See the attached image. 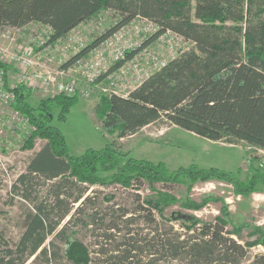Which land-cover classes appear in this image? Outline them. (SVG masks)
Returning <instances> with one entry per match:
<instances>
[{
    "label": "trees",
    "instance_id": "trees-1",
    "mask_svg": "<svg viewBox=\"0 0 264 264\" xmlns=\"http://www.w3.org/2000/svg\"><path fill=\"white\" fill-rule=\"evenodd\" d=\"M103 11L113 13L114 25L82 47L62 68L136 18L151 21L156 27L141 47L156 41L166 30L190 45L126 96L99 95L93 108L106 134L120 139L163 121L211 141L228 145L243 142L264 150V0H0V33L4 28L22 29L38 23L49 28L46 45H53ZM137 50L126 52L125 58L130 59ZM120 64L112 65L109 72ZM0 68L6 74V64L0 63ZM5 74V87L14 95L11 106L29 126L19 148L33 149L36 139L44 143L16 178L14 189L29 208L23 210L22 230L13 245L0 236V264H25L35 254L37 261L50 264L60 251L56 241L62 243V254L71 264H245L251 247H264L263 227L239 223L228 229L231 213L224 202L212 221L181 212L164 214L174 204L198 210L209 202L222 201L220 198L206 195L200 202L178 200L153 186L180 183L190 191L198 181L218 179L231 184L236 195L248 196L260 190L259 184L264 185V171L251 167L249 177L242 180L240 169L228 172L191 164L169 170L163 162L132 157L115 141L72 155L52 121L56 109L57 120H65L78 94H54L34 106L28 101L31 88H9ZM37 179L45 187L42 195L36 188ZM142 183H147L152 193L138 200L133 212L112 206L102 212L93 207L82 217L91 198L85 195L90 187L127 190ZM112 198L105 197L107 201ZM72 210V220L57 229ZM172 221H179L180 231L173 229ZM71 223L94 226L96 258L76 237V229H70ZM145 224L153 227L144 231L141 226ZM161 224L168 229L159 231ZM246 228H251L250 240H244ZM50 236L54 240L49 247H42ZM247 264H264V253L252 255Z\"/></svg>",
    "mask_w": 264,
    "mask_h": 264
},
{
    "label": "rangeland",
    "instance_id": "rangeland-1",
    "mask_svg": "<svg viewBox=\"0 0 264 264\" xmlns=\"http://www.w3.org/2000/svg\"><path fill=\"white\" fill-rule=\"evenodd\" d=\"M114 23L115 18L113 13L111 11H103L93 19L78 25L67 36L58 40L55 44L50 45L49 50L44 49L49 28L38 23H31L22 29L4 28L0 33V44L26 51L29 56L39 58V61L44 63L46 67L48 66L50 69L55 70L62 68V64L74 55V51L78 47L89 44L95 37L113 26ZM128 25L131 29L130 32H132L135 27H142L145 23L136 18ZM148 35L142 32L139 37L140 42H144ZM147 46L158 48L163 58L169 56L166 47L163 48L158 45V41H154ZM189 46L186 42L178 41L174 46L173 52L177 54ZM6 67L7 71L5 75L7 85L11 88L17 83L20 70L14 65H6ZM62 80L66 82L74 81L78 99L66 114L64 121L57 120L58 110L56 109L52 124L62 132L68 151L72 155H79L88 148L99 149L107 142L115 141L121 150L129 151L132 157L152 162H163L169 170H175L178 167H187L191 164H195L203 169L217 168L228 172H236L237 169H240L241 173L239 178L244 180L249 177L248 171L251 170V167L259 168V161H257L259 158H251L249 152L244 150L245 148L241 144L242 142L235 145H228L223 141H211L163 121L145 126L135 134L124 138L117 139L116 134L110 136L105 133L101 123L97 121L93 108L99 95L102 93L100 87L105 81L101 79L99 82L96 81L91 85L85 81L75 79L71 73H67L62 77ZM30 88L31 93L28 101L34 106L40 100L55 94L51 91H44L37 84ZM83 92H88L89 95H83ZM28 127L26 121L13 109L11 103L0 100V236L9 245H13L17 241L22 230L21 215L25 208H29V203L21 198L16 188L14 189L16 178L25 171V165L28 159L44 143L41 139H36L33 149L21 150L19 146ZM259 170L264 171V168H259ZM36 182H38V184L36 183V188L39 191V195H42L45 187L42 186L39 179ZM153 186L157 190L168 191L178 200L189 198L193 201L200 202V199L206 195H212L222 200L209 202L198 210L187 209L181 207L179 204H174L164 210L166 216L181 212L195 215L203 221H212L214 216L218 214V209L222 202H224V205L228 207L231 213V224L228 225V229H231L234 224L239 223L260 226L259 224H262L261 222L264 221V209L254 206V204L252 206L251 204L254 201L252 196L257 197L256 195H252L250 198L236 195L233 192L231 184L218 179L198 181L192 186L190 191L187 190L186 185L180 183H156ZM258 188H264V185L259 184ZM151 193V187L147 183H142L138 187L135 186L127 190L119 186L104 187L94 185L85 194L91 198L84 206L81 214L82 217H85L86 214L91 212L93 207H97L104 212L109 206H112L114 209L125 208L129 212H133L138 200L150 196ZM110 195L113 198L107 201L105 197ZM77 205L78 203L74 207ZM72 213L73 210L60 222L57 229L72 220L70 219ZM157 220H159L158 216ZM118 224L119 227L122 226L120 222ZM171 224L174 230H181L179 221H172ZM93 227L81 226V224L75 225V223H71L70 225V229H76V237L90 248L91 257L96 258L97 255L93 252V247H95V238L91 231ZM132 227L136 226L134 225ZM141 227L146 231V229L152 228L153 225L145 224ZM159 227V231L161 232L168 229L163 224ZM261 227L264 228V225ZM250 229L246 228L243 230L244 240L253 238L248 234ZM52 240H54L52 236L48 237L42 247H49V242ZM56 242L60 251L57 257L52 259L50 264H71L62 254V243L59 241ZM262 252L264 253V247L261 245L251 247L247 260L244 263L247 264L251 260L252 255ZM25 264H42V259L37 261L35 254L29 257ZM90 264L95 263L92 262Z\"/></svg>",
    "mask_w": 264,
    "mask_h": 264
},
{
    "label": "built area",
    "instance_id": "built-area-1",
    "mask_svg": "<svg viewBox=\"0 0 264 264\" xmlns=\"http://www.w3.org/2000/svg\"><path fill=\"white\" fill-rule=\"evenodd\" d=\"M138 19L144 22L145 25L135 27L132 32H130L129 25L120 27L87 54L77 57L66 69L52 70L41 63L39 58L29 56L26 51L3 44H0V63L14 65L20 70L17 83L13 87L18 85L33 87L37 84L47 92L74 95L76 93L74 81L66 82L62 80V77L67 73H71L75 79L77 78L91 85L103 76L105 82L100 87L102 93L126 96L148 75L163 67L170 58L176 55L173 50L178 41L185 43L181 36L166 30L158 36L156 41H158V45L163 48L166 47L168 50L169 56L167 58H163L156 47H141L139 39L141 33L150 35L156 30V27L151 21ZM82 47L84 46L78 47L74 54L80 51ZM44 49L49 50L50 45H44ZM134 49L138 50L133 57L126 59L125 53ZM120 61L119 67L109 72L110 67ZM4 74V70L0 68V100L11 103L14 95L12 91L4 86ZM82 94L89 95L88 92ZM258 167L264 168V157L259 160Z\"/></svg>",
    "mask_w": 264,
    "mask_h": 264
},
{
    "label": "crops",
    "instance_id": "crops-1",
    "mask_svg": "<svg viewBox=\"0 0 264 264\" xmlns=\"http://www.w3.org/2000/svg\"><path fill=\"white\" fill-rule=\"evenodd\" d=\"M25 27H23V28H25ZM241 144L245 148L244 150L249 152V155H251V158L258 157L259 159L257 161H259L260 159H262L264 157V150L247 146L243 142ZM248 150H251V151H248ZM252 195H256L257 197H254ZM251 196L254 199V201L251 202L252 206L254 204V206L262 207L264 209V188H260V190L258 192H253V193H251L249 196H247L245 198H248V197L250 198ZM261 223L262 224H259L260 226L264 225V221L261 222Z\"/></svg>",
    "mask_w": 264,
    "mask_h": 264
}]
</instances>
